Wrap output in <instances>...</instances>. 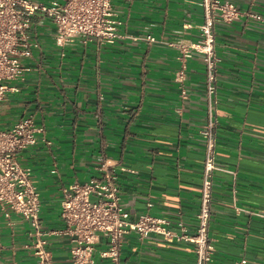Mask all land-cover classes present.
Instances as JSON below:
<instances>
[{"label": "crops", "instance_id": "crops-1", "mask_svg": "<svg viewBox=\"0 0 264 264\" xmlns=\"http://www.w3.org/2000/svg\"><path fill=\"white\" fill-rule=\"evenodd\" d=\"M222 1L243 15L216 28V153L222 171L214 174L212 264H264V20L255 19L264 18V0ZM201 2L113 0L122 38L113 44L77 41L64 50L51 20L34 18L32 35L40 48L30 65L36 71L12 84L17 91L0 105V129L33 116L52 142L19 156L39 188L47 230L64 228L63 189L100 177L105 162L135 172H118L121 203L132 220L150 212L171 221L174 230L178 221L190 232L197 229L205 163L200 130L208 120L204 63L200 57L187 62L186 102L176 75L179 47L197 41L205 23ZM32 242L28 222L6 218L0 208V264H35L33 251L24 248ZM48 242L55 264H71L69 238ZM195 261L190 244H168L158 235L144 241L130 236L121 252V264Z\"/></svg>", "mask_w": 264, "mask_h": 264}, {"label": "built area", "instance_id": "built-area-1", "mask_svg": "<svg viewBox=\"0 0 264 264\" xmlns=\"http://www.w3.org/2000/svg\"><path fill=\"white\" fill-rule=\"evenodd\" d=\"M205 23L197 41L181 45L177 60L180 70L176 83L183 102L190 95L186 87L187 62L200 57L205 66V88L208 99L207 123L200 130L204 139L205 163L201 190L198 227L190 232L182 221L173 223L147 212L132 220L121 203L118 172H131L122 163L105 162L99 170L102 175L84 184L75 183L62 191L61 220L64 228L49 231L41 221L42 200L32 171L23 167L19 156L40 142L50 146L43 126L33 116L20 119L10 129H0V208L6 218L18 216L28 222L33 242L24 246L32 250L35 264H55L48 249L52 236L70 240L71 264H97L98 260L121 264V252L130 236L144 241L151 235L161 236L168 244L187 243L196 256L195 264H212L215 246L210 241L209 228L212 212L214 174L222 171L217 165V127L215 113L217 77L220 59L216 52L218 24L238 20L242 11L233 3L222 0H202ZM51 20L56 28V42L63 48L79 41H99L113 44L122 36L120 22L113 0H60L50 4L35 0H0V105L9 92L17 88L9 83H22L29 73L36 71L30 65L40 43L32 35L34 18ZM257 20H264L255 16ZM137 40V39H135ZM144 41L155 43L153 37ZM63 55V53H62ZM234 178L237 174L228 172ZM152 204H147L150 209ZM102 242L105 248H101ZM235 264H248L246 259Z\"/></svg>", "mask_w": 264, "mask_h": 264}, {"label": "rangeland", "instance_id": "rangeland-1", "mask_svg": "<svg viewBox=\"0 0 264 264\" xmlns=\"http://www.w3.org/2000/svg\"><path fill=\"white\" fill-rule=\"evenodd\" d=\"M9 85H12V83H9Z\"/></svg>", "mask_w": 264, "mask_h": 264}]
</instances>
